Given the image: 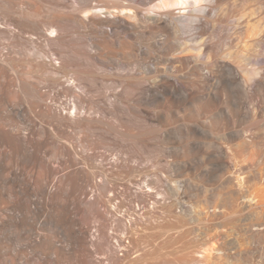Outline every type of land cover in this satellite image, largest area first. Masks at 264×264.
<instances>
[{
    "label": "bare ground",
    "instance_id": "6f19581e",
    "mask_svg": "<svg viewBox=\"0 0 264 264\" xmlns=\"http://www.w3.org/2000/svg\"><path fill=\"white\" fill-rule=\"evenodd\" d=\"M0 264H264V0H0Z\"/></svg>",
    "mask_w": 264,
    "mask_h": 264
},
{
    "label": "rangeland",
    "instance_id": "374dc122",
    "mask_svg": "<svg viewBox=\"0 0 264 264\" xmlns=\"http://www.w3.org/2000/svg\"><path fill=\"white\" fill-rule=\"evenodd\" d=\"M246 247L248 248V249H253V248H255V247H258L257 245H255V244H253V243H247L246 244Z\"/></svg>",
    "mask_w": 264,
    "mask_h": 264
}]
</instances>
